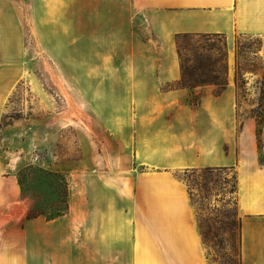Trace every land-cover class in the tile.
Returning a JSON list of instances; mask_svg holds the SVG:
<instances>
[{
	"label": "crops",
	"instance_id": "obj_1",
	"mask_svg": "<svg viewBox=\"0 0 264 264\" xmlns=\"http://www.w3.org/2000/svg\"><path fill=\"white\" fill-rule=\"evenodd\" d=\"M80 4L30 0L39 45L51 58L70 60L73 75L87 77L88 108L118 135L119 154L128 156L132 141V165L147 171L125 183L116 175L127 168L114 169L102 184L98 170L87 168L95 160L87 146L83 160L63 168L71 179L68 212L23 220L17 172L33 149H50L58 133L46 121L5 124L19 83L27 78L36 91L41 86L25 64L17 5L0 0V264H264V104L260 148L257 118L239 120L237 87L229 83L218 94L212 84L183 86L177 48V36L185 34L257 36L264 71V0H87L88 22L98 34L90 32L83 46L73 37L69 45L60 29L68 26V11L71 27H79ZM137 17L152 41L129 39ZM80 59L88 66L77 67ZM196 91L200 101L194 105ZM94 93L104 103L98 113ZM200 168L236 172L238 263L210 258L189 188L173 174Z\"/></svg>",
	"mask_w": 264,
	"mask_h": 264
},
{
	"label": "rangeland",
	"instance_id": "obj_2",
	"mask_svg": "<svg viewBox=\"0 0 264 264\" xmlns=\"http://www.w3.org/2000/svg\"><path fill=\"white\" fill-rule=\"evenodd\" d=\"M14 1L25 25L28 52L25 64L39 80L41 88L36 91L29 79H23L19 83L5 124L26 118L32 123L46 121L49 127L54 126L57 129L58 138L54 145L47 151L33 149L29 163L17 172L21 198L26 206L24 215L21 216L23 220L29 219L28 216L50 219L64 215L69 210L71 179L63 168L83 160L85 147L91 148L95 159L87 168L91 173L98 170L102 184L107 172L116 173L114 169L127 168L124 175H116L118 179L125 180V183L134 180L139 172L147 170L134 168L132 165L135 157L132 141L130 148L128 147L129 155L119 154L121 141L118 135L107 128L97 114L88 108L89 92L84 82L87 77L78 73L73 75L70 60L51 58L49 50L41 49L38 29L35 22L30 21V0ZM80 3L79 27H71L72 13L68 11V26L60 29L59 38L69 45L73 37L79 39L83 46L82 44L87 43L90 32L91 35L98 34L97 28L90 27L88 22L87 0H80ZM129 32V39L132 36L144 41L153 40L150 30L138 17L133 21ZM261 43L260 37L244 33H238L233 38L219 34L189 35L187 39L177 43L178 52L180 48L183 55L181 61L190 72L194 70V78L200 74L198 79L217 81L224 84V87L232 83L237 87L239 120L251 114L257 118L258 145L259 129L263 127V123L261 125L259 121L263 115L264 104ZM157 50L156 45L152 46L153 52ZM127 63L130 65V61ZM75 65L79 68L87 67L88 61L80 59ZM143 65L147 66V61ZM172 85L174 84L166 85L165 88ZM215 88L218 89L216 86ZM94 95L93 103L98 113L103 110L104 103L103 99L98 98V93ZM191 99L198 104L200 94L194 92ZM251 105L255 106L249 112ZM173 174L189 188L201 231L209 244L210 258L223 263H238L241 213L236 197V172L229 168H200ZM18 214L19 211L14 217H19ZM9 222L10 220L5 221L3 226Z\"/></svg>",
	"mask_w": 264,
	"mask_h": 264
},
{
	"label": "trees",
	"instance_id": "obj_3",
	"mask_svg": "<svg viewBox=\"0 0 264 264\" xmlns=\"http://www.w3.org/2000/svg\"><path fill=\"white\" fill-rule=\"evenodd\" d=\"M189 37L188 34L185 35H179L177 36V43L179 44L180 41L185 40ZM261 48V46H260ZM179 55H180V59L183 60V55L182 52L179 48ZM181 68H182V79H181V83L183 86L185 87H189V88H194L197 85L203 86L206 84H212L215 85L218 89H216V92L219 94L225 87L224 84L218 83L217 81H205L204 79H198L200 74L194 78V70H191V72L188 70V67L186 66V64L184 62L181 61ZM202 75V73H201ZM221 86V87H220ZM222 88V89H221ZM191 103H193V100L191 99ZM194 105H197L196 103H193ZM262 125L263 123V115L261 116V119L259 121ZM261 134H262V127L259 129V134H258V139H259V147H262V139H261ZM62 215V214H61ZM36 216H28V218H33Z\"/></svg>",
	"mask_w": 264,
	"mask_h": 264
}]
</instances>
